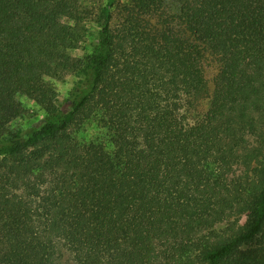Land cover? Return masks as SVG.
I'll list each match as a JSON object with an SVG mask.
<instances>
[{"label":"trees","instance_id":"16d2710c","mask_svg":"<svg viewBox=\"0 0 264 264\" xmlns=\"http://www.w3.org/2000/svg\"><path fill=\"white\" fill-rule=\"evenodd\" d=\"M116 3L75 58L72 0H0V264H264V0H128L112 29Z\"/></svg>","mask_w":264,"mask_h":264},{"label":"rangeland","instance_id":"374dc122","mask_svg":"<svg viewBox=\"0 0 264 264\" xmlns=\"http://www.w3.org/2000/svg\"><path fill=\"white\" fill-rule=\"evenodd\" d=\"M76 9V20L64 17L62 22L67 25H78L82 34L80 44L69 50V54L75 58H82L91 54L97 46V34L102 22L101 9L104 7L106 0H72ZM128 0H117V5L112 10L111 28L116 27L121 22V6L127 4ZM201 67L203 76L207 84V92L202 95L196 102L195 116L201 115L209 108L210 97L215 85V79L218 74L219 64L217 57L210 51L204 50L201 56ZM56 91V103L58 107L68 106L69 93L77 81L73 73L62 75L58 78H48ZM17 100L23 105L25 112L23 116L17 119L11 129L24 136L25 132L33 126L38 125L44 118L45 112L29 97L18 95ZM97 134L96 125L93 121H85L81 124L78 131V138L81 140L89 139ZM245 221L242 217L241 223ZM62 264H75L67 255L63 257Z\"/></svg>","mask_w":264,"mask_h":264}]
</instances>
